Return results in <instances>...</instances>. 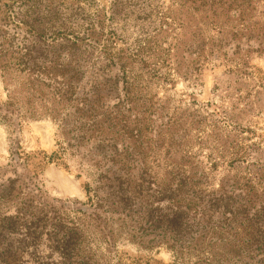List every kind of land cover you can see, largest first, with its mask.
<instances>
[{
	"label": "rangeland",
	"instance_id": "1",
	"mask_svg": "<svg viewBox=\"0 0 264 264\" xmlns=\"http://www.w3.org/2000/svg\"><path fill=\"white\" fill-rule=\"evenodd\" d=\"M128 1L0 0V218L80 217L102 156L157 171L172 114L184 118L209 190L264 187V0ZM186 110L205 122L198 131ZM116 255L174 264L166 247L122 241Z\"/></svg>",
	"mask_w": 264,
	"mask_h": 264
},
{
	"label": "trees",
	"instance_id": "2",
	"mask_svg": "<svg viewBox=\"0 0 264 264\" xmlns=\"http://www.w3.org/2000/svg\"><path fill=\"white\" fill-rule=\"evenodd\" d=\"M129 79L123 72L125 106L135 100ZM157 108L162 111L161 103ZM186 112L192 115L188 127L196 125L198 131L205 122ZM185 125L182 115L167 118L168 136L159 132L153 156L155 172L131 171L136 160L130 164V155L91 160L94 170L87 172L80 217L40 226L32 216H2L0 264H119L116 251L122 241L144 250L166 247L174 264H264V187L233 181L209 190ZM102 162L106 167L99 166ZM14 242L22 247L10 248ZM40 243L47 249L26 250Z\"/></svg>",
	"mask_w": 264,
	"mask_h": 264
}]
</instances>
